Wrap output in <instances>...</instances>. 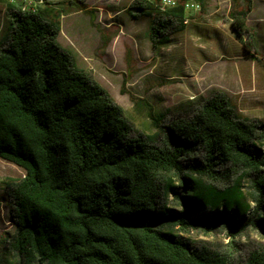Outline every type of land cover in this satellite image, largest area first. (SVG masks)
Returning <instances> with one entry per match:
<instances>
[{
	"label": "trees",
	"instance_id": "1",
	"mask_svg": "<svg viewBox=\"0 0 264 264\" xmlns=\"http://www.w3.org/2000/svg\"><path fill=\"white\" fill-rule=\"evenodd\" d=\"M140 1L131 13L150 16L154 47L185 26L187 0ZM7 13L0 158L24 171L6 183L11 264H264V247L234 245L247 227L264 229L262 121L215 90L168 121L151 115L157 131L145 134L60 45V10L8 2ZM219 226L224 248L184 236Z\"/></svg>",
	"mask_w": 264,
	"mask_h": 264
},
{
	"label": "rangeland",
	"instance_id": "2",
	"mask_svg": "<svg viewBox=\"0 0 264 264\" xmlns=\"http://www.w3.org/2000/svg\"><path fill=\"white\" fill-rule=\"evenodd\" d=\"M187 1L201 9H185L183 29L169 31L166 42L154 47L150 16L131 13L140 0H0V40L9 26L8 2L54 6L61 12L60 45L110 93L136 130L155 133L151 115L168 121L215 90L227 94L239 117L264 123V0H251L249 11L246 0ZM148 2L162 7V0ZM237 17L243 30L234 25ZM23 175L21 167L0 158V264H11L3 240L14 231L6 183ZM184 236L222 248L229 241L222 226ZM234 245L240 255L264 247L263 227H247Z\"/></svg>",
	"mask_w": 264,
	"mask_h": 264
},
{
	"label": "built area",
	"instance_id": "3",
	"mask_svg": "<svg viewBox=\"0 0 264 264\" xmlns=\"http://www.w3.org/2000/svg\"><path fill=\"white\" fill-rule=\"evenodd\" d=\"M176 3H177L176 0H162V8L167 7V6L173 7L176 5ZM184 7L185 9H192V10L198 11L201 9V4L196 1H186Z\"/></svg>",
	"mask_w": 264,
	"mask_h": 264
}]
</instances>
